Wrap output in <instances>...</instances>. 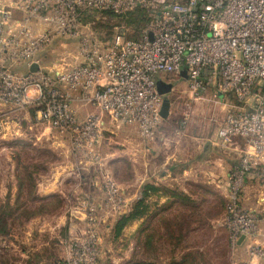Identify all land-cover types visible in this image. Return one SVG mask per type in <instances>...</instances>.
Wrapping results in <instances>:
<instances>
[{"label":"built area","instance_id":"built-area-1","mask_svg":"<svg viewBox=\"0 0 264 264\" xmlns=\"http://www.w3.org/2000/svg\"><path fill=\"white\" fill-rule=\"evenodd\" d=\"M137 8L150 19L140 39L116 35L102 46L83 32L87 11L124 15ZM74 39L82 63H47L56 45ZM34 64L39 68L33 72ZM184 69L193 99L216 87L239 102L218 129L221 145L240 138L247 148L232 170L225 223L233 248L241 236L248 242L247 257L237 264H263L261 219L240 205L239 195L250 176L264 187V168L256 169V159L264 158V0H0V107L18 111L35 104L38 120L69 137L80 163L101 171L103 202L90 196L71 201L67 253L54 264H99V210L117 217L136 201L106 172L96 150L106 116L136 125L143 139L152 140L163 121L159 74L182 77ZM75 101L94 111L80 119Z\"/></svg>","mask_w":264,"mask_h":264},{"label":"rangeland","instance_id":"rangeland-1","mask_svg":"<svg viewBox=\"0 0 264 264\" xmlns=\"http://www.w3.org/2000/svg\"><path fill=\"white\" fill-rule=\"evenodd\" d=\"M143 13L144 19L141 20L137 12L126 19L106 10H91L83 13L81 24L84 34L107 46L116 35L140 39L150 23L147 12L143 10ZM60 58L69 65L82 63L78 40L69 41L67 47L56 45L47 57V63L53 64ZM159 76L166 78L167 73L162 72ZM173 83L174 90L170 94L172 114L165 123L167 139H183V132L196 134L201 124H205V129H211L223 117L225 110L217 98L204 94L200 100L191 101L187 80L178 78ZM36 107L31 104L18 111L0 107V215H4V221L0 222V235L4 239V248L0 246V261L7 253H10V261L18 258L29 250L33 239H42L54 251L61 246L64 248L67 229L62 217L66 219L71 201L89 196L99 202L104 200L99 192L103 185L100 168L87 166L88 171L80 170L69 137L38 120ZM109 127L103 131L96 150L100 155H109L104 169L113 176L125 195L131 197L135 183L146 176V155H150L146 141L151 140L143 139L133 124L120 121ZM155 139L153 144L158 146ZM255 180L248 181L251 183L248 190L255 192L261 186ZM48 195L56 196L50 198ZM98 213L103 218L99 264H170L181 261L188 254L193 256L186 257L187 264H237L247 257L246 250L231 246L228 235L215 233L212 225L205 223V216L198 221L200 232L186 233L188 237L184 240L148 241L144 219L137 227L129 225L115 237L110 234V229L116 217L103 208ZM33 215L56 216L57 219L37 225L30 221ZM60 258L56 256L53 262Z\"/></svg>","mask_w":264,"mask_h":264},{"label":"crops","instance_id":"crops-1","mask_svg":"<svg viewBox=\"0 0 264 264\" xmlns=\"http://www.w3.org/2000/svg\"><path fill=\"white\" fill-rule=\"evenodd\" d=\"M178 78L185 79L184 77L169 75L166 78L159 77V79L172 83L174 79ZM205 96L217 98L218 103H221L220 106L225 110L223 117L220 118L219 122L212 125L211 129L208 127L207 130L204 128L205 124H201V127L197 128L198 133L196 134L195 132H183L185 135L183 139L175 141L167 139L165 123L171 118L172 103L169 117L163 119L153 139L146 141L148 145L150 144L147 145L146 149L147 152H150V155H146L148 157L146 162L147 173L145 178H139L135 183L136 188L133 194L137 201L141 198L143 189H146L145 201L148 210L144 217L133 221L130 226L137 227L141 222L140 220L144 219L148 241L154 239L184 240L188 237L186 233L200 232L201 228L198 221L204 216L205 223L209 226L212 225L215 233L223 232L228 235L224 220L228 215L231 174L233 167L239 163L243 151L247 148L243 139L237 138L234 143L224 146L221 145L218 137V129L222 125L225 115L233 105L239 103L234 95L229 92H222L216 87H209ZM190 100L197 101L200 99L192 98ZM73 108L80 119H85L88 114L94 111L92 106L85 105L81 101H75ZM118 122L120 121H112L109 116H106L104 130L110 128L109 126H115ZM123 122L132 125L128 121ZM177 133L180 134L181 132L178 131ZM154 139L156 143L159 142L158 146L153 144ZM156 153L158 155H155ZM101 156L105 162L109 158V155ZM77 160V166L80 170L83 172L89 170L83 163H80L78 156ZM256 160V169H263L264 158L258 157ZM251 178L255 179V177L250 176ZM248 181L245 189L239 195V203L243 208L258 212L262 221L260 225L261 234L258 239L264 242V205H261V202L264 201V187L258 186L257 191L253 192L248 190L251 184ZM96 190L99 191L100 188ZM99 192L103 195V199L105 192L102 189ZM55 219H57L56 216L55 218L40 217V215L30 217L31 223L37 225L52 222ZM65 220V216L62 217V222ZM2 221H4V215H0V222ZM3 241V236L0 235L1 248H4ZM60 241L63 244V241ZM247 244L248 242L243 240L239 241L235 249L246 250ZM47 246L48 243L45 244L42 239H33V243L31 247H28L27 252H22L18 258H14L12 261H10V253H7L4 257L1 256L0 264H54L53 260L56 256H66V246L64 248L61 246L57 251Z\"/></svg>","mask_w":264,"mask_h":264},{"label":"trees","instance_id":"trees-1","mask_svg":"<svg viewBox=\"0 0 264 264\" xmlns=\"http://www.w3.org/2000/svg\"><path fill=\"white\" fill-rule=\"evenodd\" d=\"M109 13H111L112 15L116 16V17H119V18H126L128 19L129 16L132 15V13L136 12L138 13V16L141 20L144 19V13H143V9L141 8H137L127 14H124V15H116L110 11H108ZM31 180V177L30 179ZM24 185V183H22V186ZM146 189H143V192L141 193V198H139L137 201H135L131 207V209H129L127 212L123 213V214H120L118 215L116 218H115V221L113 223V225L111 226V229H110V234L111 235H114L115 237L116 236H119L122 231L127 227L129 226L133 221L135 220H139L140 218L144 217L147 213V210H148V207H147V204H146V201H145V196H146ZM56 196V195H54ZM53 195L49 196L50 198L51 197H54ZM187 256H193L191 254H188V255H185L182 257V260L181 261H177L175 263H170V264H187L186 261H188L186 259ZM194 260V259H193ZM151 264H158V263H151Z\"/></svg>","mask_w":264,"mask_h":264},{"label":"water","instance_id":"water-1","mask_svg":"<svg viewBox=\"0 0 264 264\" xmlns=\"http://www.w3.org/2000/svg\"><path fill=\"white\" fill-rule=\"evenodd\" d=\"M39 66L37 64H34L31 66V71H37ZM181 76L187 79V71L184 69L181 71ZM174 88V83L172 82H167L163 79H158L157 80V89L159 94L163 96V103L161 107V116L163 119H167L170 115V109H171V99L169 97L170 93L172 92ZM244 239V236H241L240 242Z\"/></svg>","mask_w":264,"mask_h":264}]
</instances>
